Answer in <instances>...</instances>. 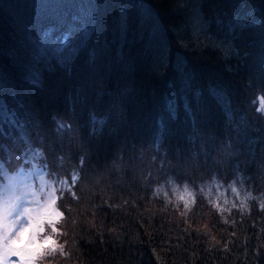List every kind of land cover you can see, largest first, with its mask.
Wrapping results in <instances>:
<instances>
[{
  "label": "trees",
  "instance_id": "1",
  "mask_svg": "<svg viewBox=\"0 0 264 264\" xmlns=\"http://www.w3.org/2000/svg\"><path fill=\"white\" fill-rule=\"evenodd\" d=\"M81 5L91 15L74 14ZM47 28L73 42L46 51ZM235 81L246 82L240 98ZM252 88L264 90V0H0V139L19 132L9 106L24 122L58 110L70 129L60 148L79 172L67 235L54 237L68 255L53 264H264L257 201L220 221L201 209L211 203L207 170L187 162L146 181L152 154L180 161L202 146L211 155L215 132L248 149L242 180L264 202V145L257 136L245 145L255 133L237 119ZM179 188L191 192L188 208L175 204Z\"/></svg>",
  "mask_w": 264,
  "mask_h": 264
},
{
  "label": "rangeland",
  "instance_id": "2",
  "mask_svg": "<svg viewBox=\"0 0 264 264\" xmlns=\"http://www.w3.org/2000/svg\"><path fill=\"white\" fill-rule=\"evenodd\" d=\"M189 12L191 11L189 10ZM189 20L191 21L190 18ZM41 43L44 44L43 41ZM258 108H264V100H259ZM241 109L242 111L237 116L239 123L241 124V121H243L248 126L249 130L252 133H255L253 137H251L249 133L243 134V142L245 143V145L249 146L251 145L253 138L257 136L256 141H260L261 143H263L262 145H264V129L262 130V141L260 139V131L263 127L262 123L264 122V113L258 112L257 109H250L246 104L245 107L241 106ZM235 124H238V122L235 121ZM56 131L61 132L62 130H58L57 127ZM212 134L216 142L212 147L213 152L211 155L205 153L204 148H201L202 146L198 147L197 149H191L192 156H190L186 160L182 159L178 161L174 159L170 162L163 152L153 155L151 157V160H153L152 170L148 173L146 181L151 178L155 179V177L163 171L166 172L167 170H175L176 172H178L188 162L189 166H191L193 170L195 168H199L200 170H207L208 177L206 178V190L210 197L211 203L208 206L203 203L201 206V209L203 211H206V214H209L215 218L218 217L217 219L220 220L223 217H227L233 211H240L244 208H249L250 201L252 200L254 202H258V207L254 211H258L259 214L264 215V211L260 206L263 195L254 192L253 182L245 179L242 180L241 176L242 173L251 176L250 167H244L241 163L242 158L247 155L248 149L245 148L242 151L235 150L228 139L224 138L223 136L217 137L216 139V133L213 132ZM262 149L264 151L263 147ZM24 154H27V152ZM147 154L148 150L145 148L138 151L137 158L141 160L142 167H144L146 164ZM15 169L16 166L10 158L9 151H1L0 149V198L10 195L19 196L20 198H24L25 200V202H21L22 205L33 207L35 209L38 199L42 201L47 196V193L50 190H52L53 188L56 189V187L60 185L61 187L65 188L64 192L62 193V199L60 200L66 206V208L69 209L70 202H68L67 200L68 191L66 189L68 185L60 183V181L68 178V184L72 183L70 177L71 174L75 171V168L71 163H64V173L66 175L63 174L60 175V177H53L51 180L47 179L44 176L43 171H38L37 168H34L33 171L29 170V175L25 174V172H9L14 171ZM216 170L218 172V175L215 172ZM260 170H262L261 167ZM32 174L34 178L40 181L38 186H35L32 182ZM28 176H30L31 179H26V177ZM191 181L192 182L190 185H193L195 183L194 178H192ZM23 183H26V185H23ZM151 183L152 181L146 184V186H150ZM233 188L236 189L235 192L232 191ZM130 191L132 195L138 197L139 194L136 193L137 191ZM186 193H189V197L185 199L184 202H190L192 199V195L189 190L179 188L177 194L181 199V197H185ZM56 195H59L58 191H56ZM242 204L244 205L243 207H241ZM57 207L61 210L58 203ZM189 207H192V211L197 210L196 206L192 205L191 203ZM250 211L248 213L241 214L243 222H246V220L251 217L252 212ZM63 212L65 217L67 210ZM235 215H237L238 217V214ZM233 216L228 217L236 219ZM62 221L63 218L57 224V226H60ZM222 222L227 223L228 218L223 219ZM240 235L241 233L236 231V233L234 234L235 239H241ZM261 250L264 253V249L261 248Z\"/></svg>",
  "mask_w": 264,
  "mask_h": 264
},
{
  "label": "snow or ice",
  "instance_id": "3",
  "mask_svg": "<svg viewBox=\"0 0 264 264\" xmlns=\"http://www.w3.org/2000/svg\"><path fill=\"white\" fill-rule=\"evenodd\" d=\"M257 111L264 113V108H258ZM64 129H69V126L62 123L58 125V130ZM83 159L82 157L81 164ZM70 178L71 184H68V178L60 181L68 185L69 192L79 178V172L74 171ZM56 191L57 189L53 188L42 201L38 199L35 209L22 205L19 196L10 195L0 198V262L53 264V261L48 258L55 257L57 252L61 256L68 255L64 244L58 243V239L54 238L67 235L60 227H57L64 218V212L57 207V200L62 199L63 194L61 193L58 197ZM232 191L235 192L236 189L233 188ZM71 194L75 197L74 192ZM184 206L188 208V202H185ZM243 206L242 204L241 207ZM260 206L264 210V202ZM66 210L71 212V209Z\"/></svg>",
  "mask_w": 264,
  "mask_h": 264
}]
</instances>
